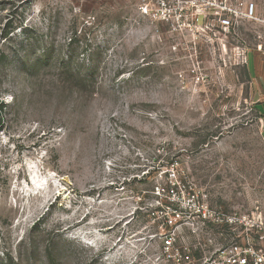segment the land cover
I'll return each mask as SVG.
<instances>
[{"label": "rangeland", "instance_id": "obj_1", "mask_svg": "<svg viewBox=\"0 0 264 264\" xmlns=\"http://www.w3.org/2000/svg\"><path fill=\"white\" fill-rule=\"evenodd\" d=\"M243 1L224 34L140 0H0V264H202L224 240L191 197L264 218V0Z\"/></svg>", "mask_w": 264, "mask_h": 264}, {"label": "built area", "instance_id": "obj_2", "mask_svg": "<svg viewBox=\"0 0 264 264\" xmlns=\"http://www.w3.org/2000/svg\"><path fill=\"white\" fill-rule=\"evenodd\" d=\"M138 10L153 22L191 28L203 21L210 31L224 34L239 21L251 17L243 0H140ZM190 202L196 203L195 216L207 226L217 227L224 240L202 264H264V218L260 213L211 209L207 203L199 202L197 196L191 197ZM177 210L174 212L180 216ZM174 240V236L166 237L164 247L169 249Z\"/></svg>", "mask_w": 264, "mask_h": 264}, {"label": "crops", "instance_id": "obj_3", "mask_svg": "<svg viewBox=\"0 0 264 264\" xmlns=\"http://www.w3.org/2000/svg\"><path fill=\"white\" fill-rule=\"evenodd\" d=\"M262 44L258 43L252 53L248 54L251 78L253 80L254 95L257 97V108L260 116L264 119V51ZM260 48V49H259Z\"/></svg>", "mask_w": 264, "mask_h": 264}, {"label": "trees", "instance_id": "obj_4", "mask_svg": "<svg viewBox=\"0 0 264 264\" xmlns=\"http://www.w3.org/2000/svg\"><path fill=\"white\" fill-rule=\"evenodd\" d=\"M8 33H9V31L8 30H5V33H4V36H6V35H8ZM170 206H171V208H175V206H174V204H169ZM165 206H168V205H165ZM160 210L162 209V208H159Z\"/></svg>", "mask_w": 264, "mask_h": 264}]
</instances>
